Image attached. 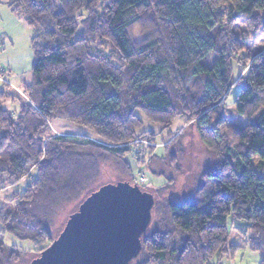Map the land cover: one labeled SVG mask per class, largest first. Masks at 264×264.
<instances>
[{"label": "trees", "instance_id": "trees-1", "mask_svg": "<svg viewBox=\"0 0 264 264\" xmlns=\"http://www.w3.org/2000/svg\"><path fill=\"white\" fill-rule=\"evenodd\" d=\"M4 1L33 30L34 60L22 95L8 80L0 84V193L13 192L0 204V264H20L25 255L8 249L6 235L47 245L35 253L42 254L63 219L100 186L107 161L112 177L154 199L141 251L129 264L232 259L239 247L229 242L230 217L247 224V246L264 264V178L253 164L257 158L264 169V48L250 51L248 36L264 35V0ZM235 67L246 75L236 80ZM232 87L243 125L222 112ZM179 117L213 163L174 202L156 198L139 183L143 176L135 181L122 156L135 158L139 141L153 144L151 134H138L142 119L169 134ZM56 120L86 128L104 145L54 137ZM178 156H153L148 166L158 173L169 162L174 171Z\"/></svg>", "mask_w": 264, "mask_h": 264}, {"label": "rangeland", "instance_id": "rangeland-1", "mask_svg": "<svg viewBox=\"0 0 264 264\" xmlns=\"http://www.w3.org/2000/svg\"><path fill=\"white\" fill-rule=\"evenodd\" d=\"M4 2V0H0V68L8 72V67L2 65L3 59H12L16 57L20 61H23L24 64L20 67L22 69L21 72L19 74L13 73V77L17 78V80L20 77V83L29 82L31 79V64L34 60L31 45V38L34 32L26 25L24 18L21 15L11 12ZM248 36L250 51H258L264 48V35H259L255 32ZM245 75L246 70L235 67L234 77L236 80L243 78ZM2 82L0 77V84ZM6 82L8 83V81ZM8 85L13 91L22 95L20 88H18L19 85L17 87L12 82H9ZM235 94L236 88L232 87L229 95L226 97L225 101H223L222 112L228 123L243 125L245 119L238 116L233 111ZM142 120L143 124L138 134H151L154 138V142L153 144L149 142H137L134 146L135 149L139 151L137 156L134 158L130 156V154H124V156H122L123 161L126 167L133 173V177L136 178L135 181H137L138 177L140 178L143 176L145 178V182L142 185L154 191L156 198L163 199L168 196L172 201L179 202L181 199L187 197L191 189L197 185L202 178L203 170L213 163V157L209 152L203 149L194 128L187 123L185 118L179 117L175 120L171 125L169 134H167V132H161L158 126L148 123L145 119ZM49 126L51 135L54 137L73 136L77 138H86L94 143L104 145V143L96 138L91 131L66 121L56 120ZM179 151L182 152V158L178 163L177 160L172 161L173 164L171 165H173L174 171L168 168L169 162H166L167 165L165 168V162H162V164L159 165L160 169H158V173H154L148 166L153 156L163 159L165 153L172 155L173 152L174 155L179 157ZM258 162L257 158L254 159L253 164L255 170L259 176L264 178V169L261 170L259 168ZM102 165L108 174L99 182L100 186L91 193L104 185L119 182V179H116L117 177H112L113 173L110 172L109 162L107 161ZM28 180L27 178L20 182L14 190L22 191ZM12 193H9V190H6L3 194L0 193V204H5L7 200H10L12 198ZM75 207H77V205L74 207L69 206L68 209ZM70 216L71 215H69V217ZM68 218L66 217L63 219L60 225L61 229L58 230L59 232L63 231ZM227 224L229 242L237 245L239 249L232 259H225L220 263H218L216 259H213L208 264H259V255L250 251L247 246V239L250 235L249 231H247V224L242 221L234 220L231 217L228 218ZM56 227L58 226L56 225ZM3 242L8 249L25 252L20 264H37L39 257H36L35 253L47 246H33L29 242H19L8 235L4 237Z\"/></svg>", "mask_w": 264, "mask_h": 264}, {"label": "water", "instance_id": "water-1", "mask_svg": "<svg viewBox=\"0 0 264 264\" xmlns=\"http://www.w3.org/2000/svg\"><path fill=\"white\" fill-rule=\"evenodd\" d=\"M153 198L136 185H104L86 197L37 264H129L141 251Z\"/></svg>", "mask_w": 264, "mask_h": 264}, {"label": "crops", "instance_id": "crops-1", "mask_svg": "<svg viewBox=\"0 0 264 264\" xmlns=\"http://www.w3.org/2000/svg\"><path fill=\"white\" fill-rule=\"evenodd\" d=\"M23 64H24V62L23 61H20L16 57H14L12 59H7V58L6 59H3V64L2 65H4V67L7 66L9 71L4 76V78H1V80H5L6 79V80H8V83L9 82H12V83H14V85H16L18 87V85H20L19 84L20 83V79H19L20 77L17 80V78H14L13 77L14 76L13 73L19 74L21 72V70H22L20 67ZM2 70H3V68H0V71H2Z\"/></svg>", "mask_w": 264, "mask_h": 264}, {"label": "built area", "instance_id": "built-area-1", "mask_svg": "<svg viewBox=\"0 0 264 264\" xmlns=\"http://www.w3.org/2000/svg\"><path fill=\"white\" fill-rule=\"evenodd\" d=\"M144 182H145V179H144V178H140V179H139V183L142 184V183H144Z\"/></svg>", "mask_w": 264, "mask_h": 264}]
</instances>
